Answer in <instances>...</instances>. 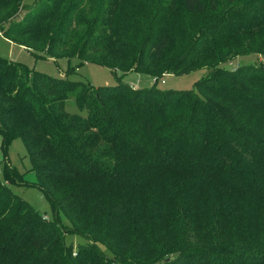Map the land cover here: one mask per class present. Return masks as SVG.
<instances>
[{
	"label": "trees",
	"instance_id": "16d2710c",
	"mask_svg": "<svg viewBox=\"0 0 264 264\" xmlns=\"http://www.w3.org/2000/svg\"><path fill=\"white\" fill-rule=\"evenodd\" d=\"M31 5L19 19L23 0H0L1 35L69 65L55 78L0 57V264H264V62L224 66L264 60V0ZM85 64L117 84L68 78ZM202 69L195 90L156 88ZM15 140L34 182L7 160ZM8 185L38 189L52 218Z\"/></svg>",
	"mask_w": 264,
	"mask_h": 264
},
{
	"label": "rangeland",
	"instance_id": "374dc122",
	"mask_svg": "<svg viewBox=\"0 0 264 264\" xmlns=\"http://www.w3.org/2000/svg\"><path fill=\"white\" fill-rule=\"evenodd\" d=\"M36 0H23V12L20 14L19 19L30 10L32 3ZM27 4V5H26ZM211 18L209 15H190L187 22L199 27H205L211 24ZM0 57L10 59L14 62L22 63L28 68L34 71L44 73L55 78H64L65 72L69 65L67 59H53L46 54H40L35 56L34 54L26 51L24 48L15 45L5 38L0 33ZM260 61L264 62L262 56H244L237 57L232 60V63H228L224 66L227 68H236L237 66L246 64H255ZM78 64V60L73 59L70 61V65L74 66ZM207 71L205 69L198 70L185 75H166L159 79L157 82L145 74L128 73L123 76L122 82L133 88L146 89L150 88L156 82V88L161 91H191L195 90L196 83L201 80ZM121 75V74H120ZM119 75V76H120ZM73 81L86 82L93 87H111L117 84L112 72L102 66L96 64H85L73 74L68 77ZM68 111L76 112L73 104H69ZM4 153L1 149L0 139V170L2 166V160ZM7 160L9 164L14 167L19 173L24 174L25 180L34 182V174L30 171V161L26 155L25 148L20 140H15L8 148ZM3 181V176H0ZM9 189L17 196L28 202L33 209L37 210L46 220L52 218V212L47 203L44 195L36 188H25L14 185H8ZM64 223L67 222L64 220ZM65 242L67 244H73L76 247L78 244L84 242L83 238L76 235L66 236Z\"/></svg>",
	"mask_w": 264,
	"mask_h": 264
},
{
	"label": "crops",
	"instance_id": "0c3cea01",
	"mask_svg": "<svg viewBox=\"0 0 264 264\" xmlns=\"http://www.w3.org/2000/svg\"><path fill=\"white\" fill-rule=\"evenodd\" d=\"M133 88V87H132ZM134 89H137V88H134Z\"/></svg>",
	"mask_w": 264,
	"mask_h": 264
}]
</instances>
